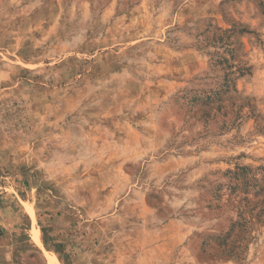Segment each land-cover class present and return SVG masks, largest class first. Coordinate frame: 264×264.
I'll return each mask as SVG.
<instances>
[{"label":"rangeland","instance_id":"obj_1","mask_svg":"<svg viewBox=\"0 0 264 264\" xmlns=\"http://www.w3.org/2000/svg\"><path fill=\"white\" fill-rule=\"evenodd\" d=\"M51 255L264 264V0H0V264Z\"/></svg>","mask_w":264,"mask_h":264},{"label":"trees","instance_id":"obj_2","mask_svg":"<svg viewBox=\"0 0 264 264\" xmlns=\"http://www.w3.org/2000/svg\"><path fill=\"white\" fill-rule=\"evenodd\" d=\"M249 220L238 212V220L230 222V225L224 232L216 235L218 247L220 250L219 257H228L231 259L241 260L247 249L249 237L247 236Z\"/></svg>","mask_w":264,"mask_h":264},{"label":"bare ground","instance_id":"obj_3","mask_svg":"<svg viewBox=\"0 0 264 264\" xmlns=\"http://www.w3.org/2000/svg\"><path fill=\"white\" fill-rule=\"evenodd\" d=\"M33 239L39 247H42V243L40 240V232L35 233L33 236ZM50 262H51V264H60L59 261L57 260V258L55 257V255L50 256Z\"/></svg>","mask_w":264,"mask_h":264}]
</instances>
